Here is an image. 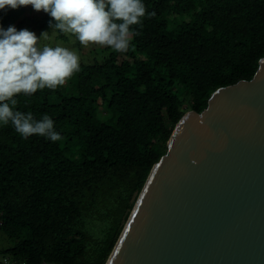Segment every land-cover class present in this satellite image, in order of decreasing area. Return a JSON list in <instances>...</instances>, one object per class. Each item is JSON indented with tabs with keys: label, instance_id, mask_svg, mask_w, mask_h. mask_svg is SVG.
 <instances>
[{
	"label": "trees",
	"instance_id": "trees-1",
	"mask_svg": "<svg viewBox=\"0 0 264 264\" xmlns=\"http://www.w3.org/2000/svg\"><path fill=\"white\" fill-rule=\"evenodd\" d=\"M143 3L125 52L90 44L95 56L63 86L15 97L14 110L48 115L61 140L0 124V232L11 242L0 264H105L178 120L264 57V0ZM20 8L8 24L49 29L47 13Z\"/></svg>",
	"mask_w": 264,
	"mask_h": 264
},
{
	"label": "water",
	"instance_id": "water-1",
	"mask_svg": "<svg viewBox=\"0 0 264 264\" xmlns=\"http://www.w3.org/2000/svg\"><path fill=\"white\" fill-rule=\"evenodd\" d=\"M166 147L105 264H264V57Z\"/></svg>",
	"mask_w": 264,
	"mask_h": 264
},
{
	"label": "clouds",
	"instance_id": "clouds-1",
	"mask_svg": "<svg viewBox=\"0 0 264 264\" xmlns=\"http://www.w3.org/2000/svg\"><path fill=\"white\" fill-rule=\"evenodd\" d=\"M21 6L47 13L52 18L50 29L75 36L84 47L95 44L118 53L128 49L132 26L141 24L147 12L143 0H0V10L5 12ZM48 38V31L37 36L28 28L0 26V124L11 122L25 139L36 135L56 142L62 137L51 117L45 114L36 120L30 112L14 110L16 96L55 90L80 70L76 52L40 45Z\"/></svg>",
	"mask_w": 264,
	"mask_h": 264
},
{
	"label": "rangeland",
	"instance_id": "rangeland-1",
	"mask_svg": "<svg viewBox=\"0 0 264 264\" xmlns=\"http://www.w3.org/2000/svg\"><path fill=\"white\" fill-rule=\"evenodd\" d=\"M31 10H33V8ZM24 11L25 10L23 8H20V9H11V8H9L6 12L0 10V17H2V20L0 21V26H2L3 28L7 29V27L9 25H14L15 26L19 22L20 19L18 20V19L15 18L12 22H10V24H8L7 21H5L6 19L3 18L4 14H6L7 12L8 13L10 12L13 17L16 14H18L19 18H21V16L24 14ZM43 31H48L49 32V38L47 40H43L42 39L39 42L41 46L48 45V46H52V47H55V46L66 47L69 50H72V51H74V52H76L78 54L79 62H80V60H82V62L86 61V59L89 60V58H93L95 56V53H93V54L90 53V51L88 49L89 46L86 47L88 49V52H87V50L84 51V48L77 50L76 47L73 46V43H75L77 41V39H76L75 36H73L71 34H67L68 41L65 42V41H63V40H61L60 38L57 37L58 36V30H54V29H50L49 28L48 30H43ZM10 244H11L10 240H8L6 238V236L0 232V245L1 246H8Z\"/></svg>",
	"mask_w": 264,
	"mask_h": 264
},
{
	"label": "built area",
	"instance_id": "built-area-1",
	"mask_svg": "<svg viewBox=\"0 0 264 264\" xmlns=\"http://www.w3.org/2000/svg\"><path fill=\"white\" fill-rule=\"evenodd\" d=\"M2 263H3V264H13V262H8L7 259H3V260H2Z\"/></svg>",
	"mask_w": 264,
	"mask_h": 264
}]
</instances>
